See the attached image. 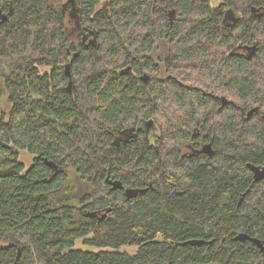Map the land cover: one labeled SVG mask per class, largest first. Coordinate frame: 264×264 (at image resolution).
Segmentation results:
<instances>
[{
    "label": "trees",
    "instance_id": "16d2710c",
    "mask_svg": "<svg viewBox=\"0 0 264 264\" xmlns=\"http://www.w3.org/2000/svg\"><path fill=\"white\" fill-rule=\"evenodd\" d=\"M221 1L241 16L233 30L211 0H73L75 19L68 0H0V264H264V248L235 239L264 243V181L248 167L264 165L262 0ZM78 26L91 42L68 75ZM158 40L172 51L160 64ZM240 44L249 59L226 53ZM140 118L159 121L156 147L119 149ZM194 125L214 153L163 162Z\"/></svg>",
    "mask_w": 264,
    "mask_h": 264
},
{
    "label": "flooded vegetation",
    "instance_id": "af4514ba",
    "mask_svg": "<svg viewBox=\"0 0 264 264\" xmlns=\"http://www.w3.org/2000/svg\"><path fill=\"white\" fill-rule=\"evenodd\" d=\"M211 4L213 7H219L221 5H225V3L221 0H219L217 5H214L212 2ZM224 8H225V14L223 17L222 24L224 25L225 28L233 30L235 29L237 22L241 20V16L239 15L238 11H236L233 7L228 6L227 4L225 5ZM65 9L67 11L69 10L70 16L73 19L77 18L78 12H77L76 3H74L73 1L70 3H66ZM252 11L254 13H257L260 17L263 16L264 15V0H262L260 5L255 4V6L252 7ZM69 37L71 38V41L72 40L77 41V43H75V47L73 48V50L68 51L70 55L69 60H70V65H71L72 61L75 60L78 53L80 52L79 47L81 45L88 46V44L91 42V37L88 36L86 34V31L82 30L80 26L72 27L69 33ZM166 41L167 40H165L163 44L161 45V47L157 49V51L155 52V55L151 57L154 62L160 64L162 60L163 61L166 60V57L168 58L170 57V54L172 52L171 43H169L168 41L166 42ZM226 53L229 55H233L236 53L248 59L251 57V50L249 49L247 44H240L238 48L227 51ZM145 75H147L145 78L143 76L141 78L143 79L145 83H149V79H150L149 75L147 73ZM209 96H211L212 99H215L217 102H222V104H225L224 99H226L227 102L229 101V97L228 95H226L225 90H214V92L210 91ZM201 127L202 126L200 125H194L192 129L193 137H191L190 140L181 142L177 146H175L172 143L166 144L167 145L166 152L164 153L163 156H161L163 162H167L169 166H173L176 164H171L172 160L175 162L177 161L181 162L193 156H197L201 153L210 154L208 152L203 151L204 146L208 143H204L203 140L200 138L201 135L203 134V130L201 129ZM160 134H161L160 128L157 125V122L155 121V119L140 118L135 128H132L131 130L123 131L121 133L117 132L114 140H115V145H117L119 149L120 148L125 149L129 145L137 144L139 139L145 140L147 138L146 140L149 142L150 147L155 148L156 147L155 143L157 142ZM156 151L159 153V149H157ZM213 153H214V148H213ZM168 160L170 161V163L168 162ZM258 166L264 167V165H258ZM123 192L126 194V196H128L129 194H134V193L136 194V190L133 188H126L124 189ZM185 193L186 191L179 190L177 185L171 191L172 196H183L185 195Z\"/></svg>",
    "mask_w": 264,
    "mask_h": 264
},
{
    "label": "water",
    "instance_id": "95a60500",
    "mask_svg": "<svg viewBox=\"0 0 264 264\" xmlns=\"http://www.w3.org/2000/svg\"><path fill=\"white\" fill-rule=\"evenodd\" d=\"M68 1H71L72 2L73 0H68ZM154 8H155V5L153 7V11H154ZM7 18H8V15L7 14H1L0 13V21L1 22L7 20ZM95 35H96V33H95ZM93 42H96V37L94 38ZM162 43H163V41H161V40L156 41L154 43V47H153L152 51L150 52V54L148 56L149 57H152L153 55H155V52L157 51V49L159 47H161ZM66 71H67L68 74L71 75V73H70V64L67 65ZM146 76L147 75H144L143 77L145 78ZM72 86H73V82L70 81L69 86H68L69 90L72 89ZM224 103L225 104L227 103V100L226 99H224ZM253 112H254V110H251L250 111V114L253 113ZM203 151L212 154L213 153L212 144L211 143L206 144L204 146ZM47 164L50 165V166H52L53 168H56V165L52 161H47ZM248 167L253 172V176H254V181L255 182L260 181V180H264V167H260L258 165L252 164V163H249L248 164ZM112 183H113V189H117V188H122L123 187L121 181H114ZM131 195H133V194H131ZM95 214L96 213H89V216H95ZM235 239L241 240V241L252 240L261 249L264 248V243L261 240H259L257 238H254V237H251V236H249V235H247L245 233L238 234L235 237ZM17 260L15 262L10 263V264H17Z\"/></svg>",
    "mask_w": 264,
    "mask_h": 264
},
{
    "label": "rangeland",
    "instance_id": "374dc122",
    "mask_svg": "<svg viewBox=\"0 0 264 264\" xmlns=\"http://www.w3.org/2000/svg\"><path fill=\"white\" fill-rule=\"evenodd\" d=\"M211 2L214 4V5H217L219 0H211ZM8 106L9 104L7 103L6 101V97L2 100V102L0 103V110H4V109H8ZM157 122V125L159 124V121H156ZM160 128V127H159ZM160 132L162 133V130L160 128ZM19 158L22 162H24V164L26 165V167H30L33 163V155L30 154L28 151L26 150H22L20 152V155H19ZM76 247L78 248H83V249H88V250H94V248L92 246H86V244L84 243V240H79L77 243H76ZM127 248L128 250L130 251H133L135 252L136 251V248L135 247H125Z\"/></svg>",
    "mask_w": 264,
    "mask_h": 264
},
{
    "label": "bare ground",
    "instance_id": "6f19581e",
    "mask_svg": "<svg viewBox=\"0 0 264 264\" xmlns=\"http://www.w3.org/2000/svg\"><path fill=\"white\" fill-rule=\"evenodd\" d=\"M67 68V67H66ZM131 196V194H129Z\"/></svg>",
    "mask_w": 264,
    "mask_h": 264
}]
</instances>
